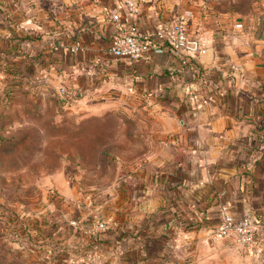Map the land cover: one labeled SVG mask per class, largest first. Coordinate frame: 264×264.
Masks as SVG:
<instances>
[{"label":"crops","instance_id":"1","mask_svg":"<svg viewBox=\"0 0 264 264\" xmlns=\"http://www.w3.org/2000/svg\"><path fill=\"white\" fill-rule=\"evenodd\" d=\"M207 6L140 0L133 17L123 0H11L3 7L0 56L7 61L85 91L131 92L147 106L132 137L118 141L125 143L117 156L122 180L68 206L58 201L53 225L37 231L40 264H85L91 249L103 264H264V252L256 260L212 236L223 210L253 222L264 213V2L243 17ZM113 10L122 26L140 30L184 14L187 35L205 53L115 58L107 51L118 27ZM75 43L82 49L71 52ZM97 219L107 229L95 234Z\"/></svg>","mask_w":264,"mask_h":264},{"label":"rangeland","instance_id":"2","mask_svg":"<svg viewBox=\"0 0 264 264\" xmlns=\"http://www.w3.org/2000/svg\"><path fill=\"white\" fill-rule=\"evenodd\" d=\"M199 1L209 11L238 17L264 2ZM8 4L0 0V21ZM5 59L0 58V264H40L37 251L44 244L37 231L53 225L58 201L68 206L77 196L100 194L122 180L117 156L125 143L118 141L132 137L147 106L114 88L77 87L78 95L67 99L60 88L76 86Z\"/></svg>","mask_w":264,"mask_h":264},{"label":"built area","instance_id":"3","mask_svg":"<svg viewBox=\"0 0 264 264\" xmlns=\"http://www.w3.org/2000/svg\"><path fill=\"white\" fill-rule=\"evenodd\" d=\"M139 4L140 0H123L124 10L130 17L136 15ZM109 16L118 26L107 49L115 58L138 60L146 57L151 50L157 54L168 50L183 60H191L205 53L203 46L187 35V18L184 14L174 13L169 20L161 22L159 27L152 30H140L130 23L122 26L121 16L114 10L109 12ZM81 49V45L75 43L70 51ZM59 93L67 99H72L79 91L77 87L60 88ZM189 100L194 102V97L190 96ZM262 227H264V213L258 222H253L247 217L235 219L223 210L218 225L212 231V236L214 240L232 243L258 260L264 252V232L260 230ZM92 229L95 234L106 231V221L97 219ZM84 261L85 264H103L99 255L92 249L86 253Z\"/></svg>","mask_w":264,"mask_h":264}]
</instances>
